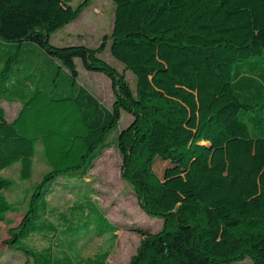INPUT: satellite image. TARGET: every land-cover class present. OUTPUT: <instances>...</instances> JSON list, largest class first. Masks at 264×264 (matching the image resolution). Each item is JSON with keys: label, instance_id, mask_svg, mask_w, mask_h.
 <instances>
[{"label": "trees", "instance_id": "1", "mask_svg": "<svg viewBox=\"0 0 264 264\" xmlns=\"http://www.w3.org/2000/svg\"><path fill=\"white\" fill-rule=\"evenodd\" d=\"M89 1L0 0V229L7 225L9 234L3 242L33 264L72 263L53 255L51 246L30 248L28 238L51 232L55 247L74 248L82 210L71 205L68 215L59 214L62 222L50 221L57 206L45 199L49 185L62 176L73 184L85 178L117 128L120 109H127L133 120L116 137L124 176L142 210L163 220L159 230L137 228L141 238L128 264H234L246 258L264 264V63L257 61L264 58V0H113L111 33L97 47L52 44L50 34ZM108 40L111 55L133 73L135 93L124 73L99 56ZM32 45L51 69L30 55ZM75 58L105 71L120 88L112 109L76 85ZM61 72L63 86L56 79ZM37 93L72 101L85 131L76 134L81 153L51 164L33 189H24L28 201L21 205L4 194L17 182L1 170L18 164L19 181L29 180L45 134L20 128L1 102L24 106ZM161 163L181 175L161 178L155 171ZM48 207L53 212L47 216ZM105 226L109 230L100 232L115 229L106 220ZM81 262L102 264L94 258L76 264Z\"/></svg>", "mask_w": 264, "mask_h": 264}, {"label": "rangeland", "instance_id": "2", "mask_svg": "<svg viewBox=\"0 0 264 264\" xmlns=\"http://www.w3.org/2000/svg\"><path fill=\"white\" fill-rule=\"evenodd\" d=\"M69 1L72 6H76L83 0ZM114 7L113 0H90L76 19L51 33L49 41L58 46L85 44L97 47L103 36L111 33ZM109 46L110 40L106 41V47L99 56L124 73L129 88L135 93L133 73L111 55ZM31 49L33 50H30V55L37 63L48 70L53 67L42 50H39L40 47L32 45ZM254 58L257 57H251L249 61ZM257 61L264 63V58L259 57ZM75 64L78 73L76 85H82L108 109H112L116 101L115 97L121 95L120 88L112 83L105 71L89 69L79 58H75ZM65 78L64 72L56 77L59 86H63ZM3 106L9 118H17L20 128L32 134L41 131L45 134L46 148L44 153L39 152L38 158L34 160V169L29 180L19 181L18 164L1 171L2 175L17 182L14 188L4 190L7 199L10 202H18L21 199L23 203L21 205H26L28 198L23 193L24 189H33L48 170L49 165L66 164L76 158L79 152L81 153L82 144L76 134L85 131V124L78 116L77 108L72 101L48 100L41 93H37L28 105L4 102ZM132 120V112L120 109L117 128L107 138V144L98 157L92 161L85 178L73 184L71 178L62 176L49 185V194L45 199L57 206L55 213L49 216L50 221L62 222V220L58 221L59 214L68 215V211L72 209L71 205L74 209L82 210L80 217L83 222L79 226L80 230L77 229L78 232L71 239L75 241L74 248L69 250L63 245L55 247L51 232L31 234L28 238L30 248L41 251L51 246L53 255L61 259L68 257L72 261L71 264H76L77 260H85V258L99 259L102 264H128L141 238L137 228L153 231L162 227L161 218L150 216L142 210L135 191L124 176V151L118 148L116 137L118 132L128 126ZM52 131H57L58 134L54 135ZM166 166L161 163L155 167V171L161 178L175 174L181 175L182 172H178L176 168ZM52 212L48 207L47 216ZM98 212L115 227L114 230L100 232L102 229L109 230V228L105 226V220L100 219ZM13 217L10 223L15 225L20 216L17 214ZM8 236L7 225L1 224L0 264H33L31 256L3 242V239ZM56 241L58 242L57 239ZM234 264H252V262L246 258Z\"/></svg>", "mask_w": 264, "mask_h": 264}, {"label": "crops", "instance_id": "3", "mask_svg": "<svg viewBox=\"0 0 264 264\" xmlns=\"http://www.w3.org/2000/svg\"><path fill=\"white\" fill-rule=\"evenodd\" d=\"M4 102H6V103H14V102H18V101H12V102H9V101H6V100H2V102H1V104H2V106H3V103ZM100 102V101H99ZM18 103H20V102H18ZM101 103V102H100ZM21 104V103H20ZM102 104V103H101ZM104 105V104H103ZM105 106V105H104ZM4 107V106H3ZM5 109V108H4ZM5 113H6V116H7V118L8 119H10V120H12V119H14V118H9L8 117V113H7V111H6V109H5ZM43 142L44 143H40V144H38L37 146H38V149H37V152H36V155H35V159H37L38 158V153L40 152H42V153H44V150H45V148H44V146L43 145H46V143H45V138H44V140H43ZM34 159V160H35ZM47 161V160H46ZM16 165V164H15ZM50 167V165L48 166V168ZM10 168V167H9ZM9 168H5L4 170H6V169H9ZM34 169V168H33ZM2 171V170H1ZM1 174H2V172H1ZM3 176H5V175H3Z\"/></svg>", "mask_w": 264, "mask_h": 264}]
</instances>
